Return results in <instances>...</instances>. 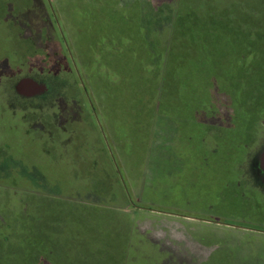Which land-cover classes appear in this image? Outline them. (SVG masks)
Returning a JSON list of instances; mask_svg holds the SVG:
<instances>
[{"label": "crops", "instance_id": "1", "mask_svg": "<svg viewBox=\"0 0 264 264\" xmlns=\"http://www.w3.org/2000/svg\"><path fill=\"white\" fill-rule=\"evenodd\" d=\"M223 3L230 9L242 11L250 7L246 0H224ZM231 21L235 22L232 18ZM202 23L199 19H184L177 31L176 19L164 25L162 39L166 50L161 53L163 72L167 67V78L163 82L165 94L161 100L146 99L151 112L124 113L113 109L114 117L90 119L88 123L93 122L98 130L79 133L76 161L69 152L72 135L54 136L51 154L59 164L54 167V174L75 162L84 173L95 171L98 153L103 162L98 165L100 171L105 168L107 179L113 178L110 180L118 186V196L123 203L120 215L116 211L108 212L113 220L106 218L102 226L101 217L94 214L80 232L71 225V218H75L73 204L67 208L60 205L47 216L46 210L37 209L31 218L21 219L23 227L29 221L32 224L35 261L45 258L46 261H175L182 254L181 261H206L207 254L200 251L202 242L192 247L186 232L217 230L219 227L213 228L215 223L222 231L247 233L250 238L264 236L262 228L233 224H249L254 220L249 212H243L245 196L241 194L236 200L242 186L256 190L261 197L254 200V205H258L259 211L264 207V114L260 113L261 104H254L264 95V83L247 62L224 57L212 41L216 35L207 36ZM242 23L247 24L243 20ZM129 43L123 38L119 47L124 48ZM155 52L156 49L152 51ZM152 72L154 69L149 73ZM149 87L151 85L146 86L148 95ZM105 104L110 106L107 101ZM243 108L252 114L242 115ZM100 120L104 129L100 128ZM235 132L242 138L232 135L229 139ZM87 145L94 150L92 153L87 152ZM182 152L198 161L189 165V174H184L187 169L179 166L184 161ZM66 159L68 165L62 163ZM170 167H173L171 172ZM147 169L153 177L149 184L145 183ZM196 183L211 184L215 188L204 195L201 189L197 191ZM147 188L155 194L164 190L163 199L150 197ZM145 201L152 206L161 203L162 208H141ZM183 202H195L196 209L176 214L179 213L177 205ZM173 208L175 214L171 212ZM235 209L243 210L246 215H230ZM257 220L255 225L264 226V215L260 214ZM109 225L115 233L109 231ZM237 227L239 231L235 230ZM22 233L20 229V235ZM113 233L114 238H111ZM75 240L78 247L74 245ZM108 240L113 242L111 252L105 248ZM91 241L95 248L90 246ZM97 250L101 260L96 258Z\"/></svg>", "mask_w": 264, "mask_h": 264}, {"label": "rangeland", "instance_id": "2", "mask_svg": "<svg viewBox=\"0 0 264 264\" xmlns=\"http://www.w3.org/2000/svg\"><path fill=\"white\" fill-rule=\"evenodd\" d=\"M88 1L91 0H0V264H264V236L254 235V238H250L247 233L234 234L228 230L222 231L219 230L222 227L217 226L214 221L213 228L219 227L217 230H202L201 233L186 232L185 235L192 247L197 242H202L203 246L200 251L207 254L205 255L206 261H195L194 259L181 261L184 258L183 254L175 261H158L157 259L155 261H46V258L43 259L44 261H15L23 254L22 248L18 250L22 244L21 240L24 241L22 246L26 247L34 236L30 221L26 224L27 227H23L21 219L31 218V215L35 213L34 210L36 211L41 206L47 209L45 212L47 216L52 209L58 210L57 207L61 204L66 205V208L70 207L69 204H73L74 211L72 212H75V218H71V225L73 229L78 227L80 232V228L86 226L94 214L101 217L102 226L105 225L106 218L113 220L108 212H120L121 203H123L118 196V186L110 180L113 178L107 179L105 168L102 172L100 171L98 165L101 163L103 165V162L98 157V153H96L98 165L92 172L84 173L83 170L80 171L77 168L76 162L68 165L67 159L64 160L65 162L62 163L68 165L67 173L47 175V181L52 184L54 179L62 180L66 174L65 183L70 187L63 194L51 195L46 205H43L40 200L48 194L44 192L50 189L49 186L43 187L46 185L43 184L45 179L39 170L43 173H51L54 167L59 166L51 154L54 136L66 138L69 134L72 135L69 152L71 151L70 156L76 161L78 153L76 155L75 153L76 147H79V133L98 130L96 126H93V122L90 125L88 121L90 122V119L97 121L99 118L107 120L111 117L110 115L114 117L113 108L105 104L109 92L105 88L118 80V74L114 71H122L127 66L119 65L117 61L123 63V60H116L115 56L120 58L121 55V58L126 56L133 59L130 53L132 52L131 46L124 47V49L120 47L118 50L119 42L102 41L106 27L99 22L97 17L92 14L89 20L85 21L81 19V16H77L80 13L77 10L76 14V7L85 6ZM107 1L111 4L117 3V0ZM128 1L130 3L145 2L154 7H164L170 4V15L173 18L178 14L184 16L186 12L184 6L180 11L182 6L178 5L181 0H123L122 3ZM194 1L200 3V0ZM249 3L251 6L243 13L248 14L244 21H250V25H242L241 28L246 29L252 39L264 44L262 41L264 38V23L262 24L264 0H249ZM118 5L117 15L123 16L126 11L123 10L124 7H120V3ZM235 11L239 12L241 9ZM215 18L219 21L218 15H215ZM231 18L236 22V13L233 12ZM198 19L205 21L208 18L204 12L198 13ZM138 34L135 31L134 34H128V38L131 39ZM158 41L160 49L165 51L164 39L159 38ZM109 58L112 66L107 64ZM176 64L179 65V63ZM123 74L129 82L132 81L130 76ZM26 80L31 81V84L27 83V89L21 91L20 85ZM119 92L120 102L126 103V107H132L131 104H127L132 98L130 92L127 90ZM241 114L252 113L247 108H243ZM102 120H100V128L104 129ZM232 135L235 138L238 136L242 138L235 132L229 135V139ZM223 142L222 145H225V141ZM88 147L87 145L89 150L87 152L92 153L91 151L94 150ZM65 151L64 159L67 156V150ZM182 156L184 161L179 166L181 169H187L184 174H189V165L197 164L198 161L194 158L189 159V153L183 154L182 152ZM91 157L93 156L91 155L90 159ZM148 166H151V163H148ZM171 170L173 167L169 168V172ZM147 172L145 183L149 184L153 177L148 169ZM20 173L24 175V179H19L18 174ZM183 179L185 181V177ZM26 181L28 184L25 185ZM33 186L38 189H34ZM194 186H197V191L200 189L204 191V195L215 188L211 184L206 186L201 183H196ZM148 188L147 193L150 197L155 195L162 198L164 190L161 189L155 194L154 190ZM34 191H37L36 201ZM241 194L245 196V211L235 209L229 214L237 216L238 213L240 215L243 212H249L254 220L249 224L232 223L236 226L262 228L261 230L264 231V226L255 225L259 215H264V207L262 211H259L258 205H254V200L261 196L248 185H245V188L242 186L237 191L236 200ZM147 202L141 203V208H162L161 203L152 206ZM74 205L80 206L81 209H76ZM177 207L179 213L176 214L179 215L196 209L195 202H183ZM171 212L175 214V208ZM201 218L211 219L210 217ZM226 222L231 223V221ZM110 225L108 226L111 228L109 231L114 232ZM20 229L23 233L21 237H18ZM235 230L239 231L240 228ZM114 233L111 238H114ZM106 235L109 234L106 233ZM78 244V240H75L74 245ZM90 246L95 248L94 241H91ZM112 246L111 240L105 244V248H108L110 252ZM11 251L14 254L9 255ZM99 252L96 251V258L101 260Z\"/></svg>", "mask_w": 264, "mask_h": 264}, {"label": "trees", "instance_id": "3", "mask_svg": "<svg viewBox=\"0 0 264 264\" xmlns=\"http://www.w3.org/2000/svg\"><path fill=\"white\" fill-rule=\"evenodd\" d=\"M247 1L249 2V0ZM122 2L123 0H119L120 7H124L123 10L126 11L123 16L117 15L119 7L118 0L117 3L113 2L112 4L107 0H91L88 1L85 6L81 5L75 9L76 14L77 10L81 14L77 15L81 16V19L87 21L93 14L98 20H100L99 22L104 24L106 27V33L102 38V41L107 40L109 43H113L114 41L120 43L123 38L128 39L129 41L131 40L130 43L125 47L129 48L131 46L132 52L130 53L133 59L126 56L121 58V55L120 58L115 56L116 60H123V63L121 61H117L119 65L127 66L124 70L118 72L112 69L116 74H118V80L107 86L109 92L106 101L110 104L109 107L117 110L121 109V111L124 113L151 112L146 99L149 97L151 99L157 98L161 100L164 98L165 94L163 82L166 81L167 78V67L164 68L163 72V55L161 53L160 46H158V39H162L164 25L170 20L176 19V25L174 28L177 31L182 23V20H196L198 19V13L204 12L206 14V18L208 19L202 21L203 23L201 24V27L207 36L216 35L212 41L218 45L223 56L230 57L236 61H243L242 63L247 62V64L250 65L252 69L254 68L256 75H259V80L263 81L264 83V44H262L261 41L257 42L255 39H252L250 33H248L246 29L241 28L243 24L246 25L245 23L241 24V21H244L246 15L248 16V14L243 13L244 11H242V9V12H237L235 11L236 9H230L228 4L226 5L223 3V1L221 2L219 0H200V3L194 0H181L180 4L178 5L179 7L182 6L180 11L184 6L186 12L184 16H179L178 14L177 17L173 18L172 15H170L171 8L169 6L154 7L151 4L145 2L141 3L133 1L130 3V1H128L124 4ZM233 12L236 13L238 22L231 21V14H233ZM215 15L219 16V21H217ZM263 23L264 19L262 21V24ZM112 25L114 27H112ZM247 25H250V21L247 22ZM138 30L141 31L139 32ZM135 31L139 33L138 36H133L131 39H129L128 34H134ZM262 41L264 42V38ZM155 49L156 52L153 54L152 51ZM255 49H257L256 52ZM118 50H120V47ZM243 57L245 60H242ZM107 64L112 66L110 58L107 61ZM152 69H154V72L150 74L149 72H151ZM123 73H126V75L130 76L132 81L129 82V79L127 80L125 78V74ZM148 85H151V88L149 87V95L148 91L146 90V86ZM122 87H124V89ZM120 90H127L130 92L132 98L130 102H127V104H131L132 107H126V103L120 102ZM254 104H261L262 109H260V113L264 114V95H261L259 100L255 101ZM161 110H163L162 106ZM25 169L30 171L28 168ZM36 171L38 172V170ZM39 172L44 176L45 179V181L43 180V184L45 183L46 185H43V187L46 188V186H49L50 189L48 192H44L48 194L40 199L43 205L49 203L48 199L51 197V195L63 194L70 187L67 185V183H65L64 177L66 174H64L62 180L60 178H53V183L50 184V182L47 181V175L54 176L56 174H54V172L43 173L42 170H39ZM59 172H62L61 174H63L67 173V170L64 168ZM18 177L19 179L25 178L22 173L18 174ZM26 184H28L27 181L25 182V185ZM33 187L34 189H38L35 186ZM36 192L37 191H34L35 201L37 197L35 195ZM61 206H64V204H61ZM76 207V209H81L80 206ZM43 208L45 207L41 206V208H38V210H43ZM45 210L47 209L45 208ZM18 237H21L20 233H18ZM33 247V239L30 240L29 245L26 247H23L21 244L18 250L22 248L23 254L21 258L18 257L19 260L16 259L15 261H35ZM10 249H12V247ZM11 254L14 253L11 251L9 255Z\"/></svg>", "mask_w": 264, "mask_h": 264}, {"label": "water", "instance_id": "4", "mask_svg": "<svg viewBox=\"0 0 264 264\" xmlns=\"http://www.w3.org/2000/svg\"><path fill=\"white\" fill-rule=\"evenodd\" d=\"M31 81H29V80H26V81H24V83H22L21 85H20V90L22 91V90H25V88H26V86H27V83L28 84H31L30 83ZM34 85V84H33ZM32 85V86H33ZM33 88H35V86L33 87ZM27 89V88H26Z\"/></svg>", "mask_w": 264, "mask_h": 264}]
</instances>
